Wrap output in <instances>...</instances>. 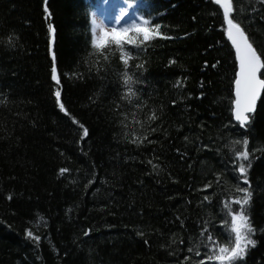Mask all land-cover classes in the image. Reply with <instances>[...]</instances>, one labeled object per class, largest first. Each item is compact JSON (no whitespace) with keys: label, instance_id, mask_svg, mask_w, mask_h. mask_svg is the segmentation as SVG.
I'll list each match as a JSON object with an SVG mask.
<instances>
[{"label":"trees","instance_id":"16d2710c","mask_svg":"<svg viewBox=\"0 0 264 264\" xmlns=\"http://www.w3.org/2000/svg\"><path fill=\"white\" fill-rule=\"evenodd\" d=\"M109 2L0 0V264H220L208 256L233 247L238 189L255 245L233 264H264V90L234 121L223 10L129 0L118 18L134 8L128 26L160 35L125 45V66L92 43ZM230 2L264 61V0Z\"/></svg>","mask_w":264,"mask_h":264},{"label":"snow or ice","instance_id":"6c2138e0","mask_svg":"<svg viewBox=\"0 0 264 264\" xmlns=\"http://www.w3.org/2000/svg\"><path fill=\"white\" fill-rule=\"evenodd\" d=\"M215 2L217 4H222L228 36L239 54V74L235 81V118L243 125L248 119L246 113L253 111V106L259 92L264 90V80L259 79L257 75L261 69H264V61L261 60L251 43L248 42L241 26L230 18L233 11L230 0H215ZM148 24V21H143L142 24H132L120 29L113 27L109 31L102 23L93 21V46L99 50H104L108 46H115L116 51L121 53L122 62L127 66L130 57L125 54V45L139 47L142 43L160 35L158 31L159 25L155 26V29H153L148 27ZM53 80L59 83L55 68H53ZM124 83H132L131 77L127 76L126 73ZM55 95L59 97L60 92L57 91ZM84 135H87L86 129H84ZM247 145V140L242 142V151L236 154L238 160H248ZM64 171L67 170H61V172ZM238 171L241 175H244L246 179L247 168H245L243 163L239 164ZM238 191L244 193L243 200H236L233 201V203L240 205V212L233 214L230 211V204L226 203L225 205V207L229 208V214L232 217L229 224V233L232 236L231 243L233 247L229 249L226 246H220L218 254L217 250L214 249L213 254L208 256V260H216L219 261L220 264H233L234 261L243 258L248 246L255 245V242L250 239V234L254 232V229L249 224L248 217L243 215L244 206L249 203L251 193L248 192L247 189H238ZM28 235L31 237L32 233L29 232ZM35 239L38 240L39 237H35ZM208 239L212 240V237L209 236ZM215 243L216 242L213 241L214 245ZM201 264H205V262L201 261Z\"/></svg>","mask_w":264,"mask_h":264},{"label":"rangeland","instance_id":"374dc122","mask_svg":"<svg viewBox=\"0 0 264 264\" xmlns=\"http://www.w3.org/2000/svg\"><path fill=\"white\" fill-rule=\"evenodd\" d=\"M129 0H113L109 2L108 6L97 7L91 13V22L93 29V21L96 23H102L107 30H111L113 27L120 29L127 27L129 23H132L131 20H141V15L133 8L123 13L120 18H118V13H120V6L127 5ZM102 5V4H101ZM121 14V13H120Z\"/></svg>","mask_w":264,"mask_h":264},{"label":"water","instance_id":"95a60500","mask_svg":"<svg viewBox=\"0 0 264 264\" xmlns=\"http://www.w3.org/2000/svg\"><path fill=\"white\" fill-rule=\"evenodd\" d=\"M218 5H220L221 9L223 10L222 4H218ZM230 18L232 19L231 15H230ZM233 21H234L235 23L239 24V23L236 22L234 19H233ZM239 25H240V24H239ZM240 26H241V25H240ZM241 28L243 29L242 26H241ZM225 31H226L227 39H228L229 43L232 45V47H233L234 54H235V59H236V73H235V78H234V81H233V96H234V99H233V103H232V116H233L234 121H236V122H238L240 125H242V124L240 123V121H237L236 118H235V102H236V83H235V81H236V79L238 78V74H239V54H238L237 51H236V47H235V45L232 44V42H231V40H230V38H229V36H228L226 19H225ZM243 31H244V29H243ZM244 33H245V35H246V37H247L248 42L251 43V41H250V39L248 38V36H247V34H246L245 31H244ZM53 42H54V28H53V26H50V29H49V45H50L51 47H52V45H53ZM251 45H252V43H251ZM252 47L255 49V47H254L253 45H252ZM255 51H256V53L258 54V52H257L256 49H255ZM258 55H259V54H258ZM260 71H261V70H260ZM260 71L258 72L257 75H258L259 79L264 80V79L261 77V75H260ZM261 92H262V90L259 92V94H258V96H257V98H256L255 104H254V106H253V111H254V109H255V106H256L257 100H258V98H259ZM253 111H252V112H253ZM252 112H250V113H246V115H247V117H248L247 121L249 120V115H250ZM244 124H245V123H244ZM244 124H243V125H244Z\"/></svg>","mask_w":264,"mask_h":264}]
</instances>
